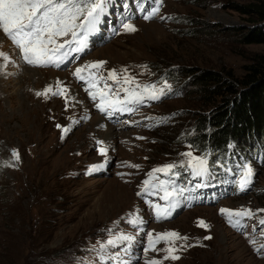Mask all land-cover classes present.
Masks as SVG:
<instances>
[{
	"label": "rangeland",
	"instance_id": "374dc122",
	"mask_svg": "<svg viewBox=\"0 0 264 264\" xmlns=\"http://www.w3.org/2000/svg\"><path fill=\"white\" fill-rule=\"evenodd\" d=\"M257 1L163 0L153 19L123 8L124 19L111 38L93 51L85 46L80 51L85 54L63 69L28 65L0 30V53L8 57L0 56V264H111L101 260L100 245L121 234L132 241L107 251L129 261L122 252L128 249L130 264H264L263 251L257 249L263 230L251 236L252 244L227 227L220 212L251 208L264 214V156L258 161L264 147H257L262 140L236 143L255 175L245 195L195 206L159 223L137 197L153 169L184 160L187 152L199 156L188 142L196 135L192 122L207 107L186 71H229L239 78L256 57H264V45L241 43L252 24L236 10ZM122 23L136 31H124ZM99 61L109 70L127 69L141 86L171 87L141 115L107 123L94 111L83 80L74 75L77 68ZM24 71L29 81L21 77ZM169 75L174 80H166ZM57 83L67 89L66 96L36 95L45 88L56 91ZM64 128L70 130L64 133ZM100 146L107 149L106 157L99 154ZM94 165L102 167L90 171ZM166 232L188 238L176 241L178 248L185 245L175 253L177 260L165 258V242L145 252L149 233Z\"/></svg>",
	"mask_w": 264,
	"mask_h": 264
},
{
	"label": "snow or ice",
	"instance_id": "6c2138e0",
	"mask_svg": "<svg viewBox=\"0 0 264 264\" xmlns=\"http://www.w3.org/2000/svg\"><path fill=\"white\" fill-rule=\"evenodd\" d=\"M113 6V0H0V30L8 37L16 48L19 49L23 60L30 66L34 67H49L59 66L69 57L70 53L80 52L86 46V36L98 31V26L102 23V18L108 15L109 8ZM123 8L127 9L128 4L124 3ZM143 11V9H140ZM157 9L152 10L151 15H155ZM150 15H145L144 19H150ZM122 28L126 32H135L136 28L131 23H122ZM75 45V47L73 46ZM0 56H3L0 53ZM5 60L7 56H3ZM106 62L99 61L77 68L74 75L77 79L84 80L88 84L89 95L92 99L99 97L100 103L98 107L101 112L108 111H133L128 105L143 104L145 99L156 100L164 94L165 89H170V85L165 84L164 87L157 89L155 86H141L137 83L134 77L127 74V69L117 72L109 70L105 78L100 70ZM92 70H95L92 71ZM86 73V75H84ZM105 80H111L119 87L113 91L106 83L104 89H99L97 86ZM135 85V87H132ZM57 90L45 88L43 92H37L38 97L43 96L48 98L52 96H66L67 89H61L59 83L56 86ZM138 89V90H137ZM125 93L123 100H120L119 93ZM67 103V101H66ZM59 127V125H58ZM70 129L64 128L63 132L67 133ZM100 144V142H98ZM98 152L101 156L106 157L107 149L100 146ZM14 159H19V154L15 151L12 153ZM185 161L181 164H167L163 167L153 169L149 173V178L143 182V192L148 195L163 193L160 199L167 203V207L160 205H150L157 219L166 218L170 212L177 206V197L183 196L188 189L177 187L175 185V177L178 175L174 172L177 167H186L191 171L192 176L206 178L209 173L208 161L204 157L194 156L192 152L183 154ZM129 167H138L128 165ZM102 165H94L90 171L95 170ZM241 169L238 186L243 191L251 184L253 170L248 164L238 165ZM162 173L165 176H171L172 179L159 180L155 175ZM154 181H156L154 183ZM197 184L195 187L199 188ZM221 214L227 215L230 222L234 223L237 228H242L241 223L245 218H251L254 214L248 210L231 211L229 209H221ZM232 218H236L232 220ZM135 223V221H132ZM142 223V221H141ZM260 225H264V219L258 221ZM198 226L206 227L203 221L198 222ZM149 236L147 252L154 248V245L164 241L168 244L165 248L166 259L177 260L180 257L175 253L185 248L181 244L179 248L176 246V241L184 240L187 237H181L176 232H166L156 234L155 237L151 233ZM133 237L126 234H121L115 239H110L106 243H101L99 254L101 260L105 258L111 260L116 259L117 264H127L126 261L109 255L108 248L115 247L123 241H132ZM210 239V237H206ZM253 244L255 240L251 241ZM264 247V245H262ZM127 253L128 249H124ZM259 251V249H258ZM145 264H158L156 260H146Z\"/></svg>",
	"mask_w": 264,
	"mask_h": 264
},
{
	"label": "trees",
	"instance_id": "16d2710c",
	"mask_svg": "<svg viewBox=\"0 0 264 264\" xmlns=\"http://www.w3.org/2000/svg\"><path fill=\"white\" fill-rule=\"evenodd\" d=\"M236 10L252 24L241 36V43L264 45V0L238 6ZM186 72L192 75V86L196 88L199 102L207 107V111L199 113L192 122L191 130L196 135L189 139L188 144L200 157L208 158L211 172L206 179L214 180L218 176L216 171L231 160V156L248 160L242 158L246 154L237 149L236 143L254 137L263 141L262 146L256 144L257 147H264V57H256L239 78L229 71L188 69ZM174 76L169 75L166 80L172 81ZM194 138L196 141L192 144ZM263 156L264 151L258 158L259 163ZM184 161L175 162L181 164ZM260 230H263L264 237V225Z\"/></svg>",
	"mask_w": 264,
	"mask_h": 264
},
{
	"label": "bare ground",
	"instance_id": "6f19581e",
	"mask_svg": "<svg viewBox=\"0 0 264 264\" xmlns=\"http://www.w3.org/2000/svg\"><path fill=\"white\" fill-rule=\"evenodd\" d=\"M19 60H20V59H19ZM25 65H26V64H25ZM26 66H27V65H26ZM25 72L27 73V71H24V72L21 73V75H22L21 77H22L23 79L25 78V74H24ZM27 75L30 76L28 73H27ZM31 76H33V75H31ZM28 78H29V77H28ZM24 80H26V79H24ZM26 81H29V79L26 80ZM73 92H76V91L74 90ZM73 94H74V95L76 94L75 96L78 97V94H77V93H73ZM75 99H77V98H75ZM79 109H80V108H77V110H79ZM67 115H68V114H67ZM98 123H100V122H98ZM100 124H101V123H100ZM104 136H105V135H104Z\"/></svg>",
	"mask_w": 264,
	"mask_h": 264
}]
</instances>
